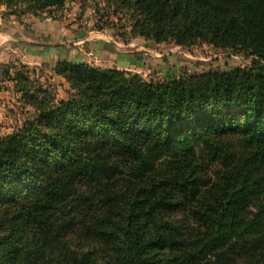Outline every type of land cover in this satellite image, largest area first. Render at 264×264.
Segmentation results:
<instances>
[{
    "label": "trees",
    "instance_id": "obj_1",
    "mask_svg": "<svg viewBox=\"0 0 264 264\" xmlns=\"http://www.w3.org/2000/svg\"><path fill=\"white\" fill-rule=\"evenodd\" d=\"M102 1L124 42L200 41L251 64L146 80L61 61L67 98L0 64L32 109L0 135V264H264V0ZM67 2L0 7L57 19Z\"/></svg>",
    "mask_w": 264,
    "mask_h": 264
},
{
    "label": "rangeland",
    "instance_id": "obj_2",
    "mask_svg": "<svg viewBox=\"0 0 264 264\" xmlns=\"http://www.w3.org/2000/svg\"><path fill=\"white\" fill-rule=\"evenodd\" d=\"M70 7V11H76L74 13L75 18L88 19L89 22L86 23V30L88 32L91 30L99 32V34H104L106 32V34H109L112 37V41H117L122 45L121 47H111L112 50L116 52V55L131 53L145 54V57L140 59V62L136 67L125 70L130 75L138 74L146 80L167 79L209 71L234 70L245 68L251 64V59L245 57L243 54L230 50L215 49L211 45L200 41L196 42L191 47L185 48H181L170 42L157 45L152 41L149 44L150 46H146L149 50L148 52L146 50L147 48L140 49L139 47L142 43L140 41L145 39L131 38L127 35V41L124 42L122 38L116 36L118 34L113 35V33L116 32L121 33L119 30L112 29L113 26L119 29L117 24L120 23L118 22L120 15H110L109 8L105 6L102 0H73V4H71ZM25 19L27 18H22V21ZM69 39L70 37H68L67 40ZM135 39L140 40L137 42L139 43V46L137 47H127L123 44L132 42ZM67 40H64L65 42L63 41V45H65V43L67 44ZM89 54L90 61L99 65L96 67L107 68L105 65H108L110 60L99 59L100 61H98L97 59L100 58V55L95 54L94 51ZM158 54H164V57H160ZM116 55L114 57H116ZM114 57H111V59H115ZM110 64H112V62ZM28 66L37 69L39 74L38 79L41 82H50L51 84L56 85V92L58 93L59 98L68 97V93L66 92V89H68L67 82L64 79L57 77L53 72L56 65L53 67L45 65L38 67ZM0 70L2 71L3 69L0 68ZM24 103L25 102H23L20 94L13 90L12 82H8L6 78L2 76L0 82V135L12 132L14 129L20 127L24 121L32 117V109L28 106L26 107ZM230 110L233 111V109ZM170 219L178 224L185 223L184 217L181 214L170 215ZM1 221L0 217V223ZM74 243L78 242L75 240ZM90 245V243H85L83 248L87 250L90 248ZM97 246L104 251L106 249L104 245H101L100 243Z\"/></svg>",
    "mask_w": 264,
    "mask_h": 264
},
{
    "label": "crops",
    "instance_id": "obj_3",
    "mask_svg": "<svg viewBox=\"0 0 264 264\" xmlns=\"http://www.w3.org/2000/svg\"><path fill=\"white\" fill-rule=\"evenodd\" d=\"M71 4H73V0H68L65 7L60 11L63 13L61 18H29L23 21H19L14 16H5L6 8L1 6L0 64L21 62L31 67L41 65L53 67L58 62L71 61L99 66L89 59V53L94 51L95 54L100 55L98 61L101 59L110 60L108 65H105L107 68L129 70L136 67L140 59L145 57V54L140 53L116 55L111 47H121L122 45L117 41H112V37L106 32L105 35L94 30L88 32L86 30L88 19L75 18L74 13L76 11L69 9ZM68 37H70L69 40H67ZM64 40H67L65 45H63ZM139 41L135 39L132 41L135 43L123 44L127 47H137ZM140 42H142L139 46L140 49H146V46H150L152 41L142 40ZM146 50L149 52L148 48ZM158 56L164 57V54H158ZM111 57L115 59H111ZM111 62L112 64H110Z\"/></svg>",
    "mask_w": 264,
    "mask_h": 264
}]
</instances>
